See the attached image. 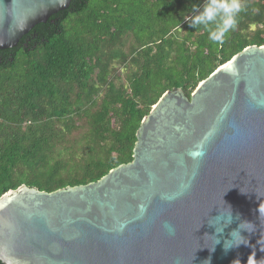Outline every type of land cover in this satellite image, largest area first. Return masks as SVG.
Masks as SVG:
<instances>
[{"label":"water","instance_id":"95a60500","mask_svg":"<svg viewBox=\"0 0 264 264\" xmlns=\"http://www.w3.org/2000/svg\"><path fill=\"white\" fill-rule=\"evenodd\" d=\"M71 1L0 0V50ZM136 137L133 160L96 182L52 192L23 184L0 197V261L247 264L253 252L264 259V46L246 47L190 96L165 92ZM245 221L256 225L241 232L248 244L226 252Z\"/></svg>","mask_w":264,"mask_h":264},{"label":"trees","instance_id":"16d2710c","mask_svg":"<svg viewBox=\"0 0 264 264\" xmlns=\"http://www.w3.org/2000/svg\"><path fill=\"white\" fill-rule=\"evenodd\" d=\"M208 2L72 0L0 50V197L100 180L133 160L165 92L190 96L246 47L264 46V0H240L238 26L218 45L191 24Z\"/></svg>","mask_w":264,"mask_h":264},{"label":"clouds","instance_id":"9594fccd","mask_svg":"<svg viewBox=\"0 0 264 264\" xmlns=\"http://www.w3.org/2000/svg\"><path fill=\"white\" fill-rule=\"evenodd\" d=\"M244 10V6L240 0H209L204 6L203 11L194 16L191 21L193 27L202 28L208 33V41L213 45H218L223 42V38L231 31H234L239 23V15ZM259 196V194H258ZM260 217L264 216V203L260 204L259 209ZM231 212H227V222L231 223ZM212 221L210 223H215ZM164 227L167 229L169 235L175 234L174 227L165 222ZM242 230H246L252 233L256 230V225L249 221L242 222L239 228L231 233L232 239L227 240L224 243V250L227 252L233 247H239L241 244H248V241L242 236ZM217 232L222 229L217 228ZM220 241L216 240V244ZM261 251H264L262 246ZM235 264H240L239 260L235 261ZM247 264H264V259L257 261L255 252L249 257Z\"/></svg>","mask_w":264,"mask_h":264}]
</instances>
